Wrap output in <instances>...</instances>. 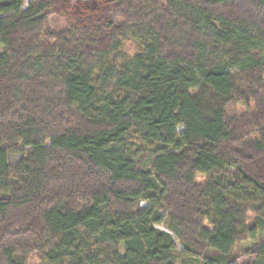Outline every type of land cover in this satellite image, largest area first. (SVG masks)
<instances>
[{"label":"trees","instance_id":"trees-1","mask_svg":"<svg viewBox=\"0 0 264 264\" xmlns=\"http://www.w3.org/2000/svg\"><path fill=\"white\" fill-rule=\"evenodd\" d=\"M24 4L0 0V264H264V0Z\"/></svg>","mask_w":264,"mask_h":264},{"label":"rangeland","instance_id":"rangeland-1","mask_svg":"<svg viewBox=\"0 0 264 264\" xmlns=\"http://www.w3.org/2000/svg\"><path fill=\"white\" fill-rule=\"evenodd\" d=\"M29 2H30V0H25V4H24L23 8H25ZM122 50H123V52H125L128 56H131V55H133L134 53H136V52L139 50V44H138L136 41H133V40H126V41L123 43ZM181 130H182V127H179V128H178V132H181ZM148 155H151V153L148 152ZM16 158H17V157L14 156V157L12 158V160L15 161ZM203 178H204L203 176H200V177H198V180H203ZM142 204H144V203H142ZM249 215H250V218L253 217V215H252L251 213H249ZM160 228L163 229L162 227H160ZM174 242H175V244H176L177 250L181 251V247H180V245L178 244L177 239H176L175 237H174ZM249 246H250V244H249ZM249 246H248V247H249ZM237 250H239L238 247H236V248L234 249V252L231 254L232 257H235V256L238 255ZM239 251H240V250H239ZM240 252H241V251H240ZM234 261H235L236 264H245V263L248 262V258H247L246 256H244V255H241V256H239L237 259H235ZM33 263H35V260L33 261Z\"/></svg>","mask_w":264,"mask_h":264}]
</instances>
